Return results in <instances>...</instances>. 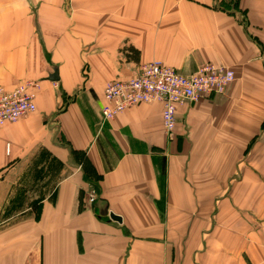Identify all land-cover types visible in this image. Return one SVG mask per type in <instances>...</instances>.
Masks as SVG:
<instances>
[{
    "label": "crops",
    "instance_id": "1",
    "mask_svg": "<svg viewBox=\"0 0 264 264\" xmlns=\"http://www.w3.org/2000/svg\"><path fill=\"white\" fill-rule=\"evenodd\" d=\"M233 1L0 0V85L39 84L0 129V264H264V182L242 181L264 174L246 161L264 141V0ZM153 61L235 78L178 105L171 134L158 102L102 121L105 84Z\"/></svg>",
    "mask_w": 264,
    "mask_h": 264
},
{
    "label": "built area",
    "instance_id": "2",
    "mask_svg": "<svg viewBox=\"0 0 264 264\" xmlns=\"http://www.w3.org/2000/svg\"><path fill=\"white\" fill-rule=\"evenodd\" d=\"M234 80V71L227 66L206 62L188 74L160 62L140 64L136 75L114 79L103 89L102 121L113 119L118 113L137 103L158 102L162 105L161 122L171 134L176 124L178 105L198 101L210 94H219ZM39 84L25 81L11 90L0 85V129L7 122H15L36 110L35 97ZM90 201H93L91 195Z\"/></svg>",
    "mask_w": 264,
    "mask_h": 264
},
{
    "label": "rangeland",
    "instance_id": "3",
    "mask_svg": "<svg viewBox=\"0 0 264 264\" xmlns=\"http://www.w3.org/2000/svg\"><path fill=\"white\" fill-rule=\"evenodd\" d=\"M233 2L234 1L232 0V3ZM226 6L229 7V8H233L231 3H227ZM138 70H139V67H138ZM138 70H137V72H138ZM137 72L134 75H136ZM133 76H131V77H133ZM234 78H235V73H234ZM248 151H249V157H247L246 161L249 162L248 163L249 165H261L262 164L264 166V141H260L258 143H255L253 140L249 141L248 142ZM261 151H263V152H261ZM256 153H257L258 158L255 157L256 156ZM260 153H261V156L259 157V154ZM231 176H232L231 182H232V184H234L235 183L234 180L236 181V178L238 179L239 176H240V174H234L233 173ZM243 176H245V175H243ZM246 176H245L246 177L245 179L244 178L242 179V181L245 182V183L246 182H251V181H256V180H259V181H263L264 182V174L263 175L262 174L261 175H257V174L256 175L255 174H253V175L252 174H247ZM257 177H258V179H257ZM92 197H93V195H92Z\"/></svg>",
    "mask_w": 264,
    "mask_h": 264
},
{
    "label": "water",
    "instance_id": "4",
    "mask_svg": "<svg viewBox=\"0 0 264 264\" xmlns=\"http://www.w3.org/2000/svg\"><path fill=\"white\" fill-rule=\"evenodd\" d=\"M48 79L51 80V81H56L58 79V76H57V68L56 67H54L53 72L50 73V75L48 76ZM105 211H106V207H105V204H104L103 207H102L101 212L102 213H105ZM110 217L113 218V219H115V220L120 221L119 216L114 215L113 213H110Z\"/></svg>",
    "mask_w": 264,
    "mask_h": 264
}]
</instances>
